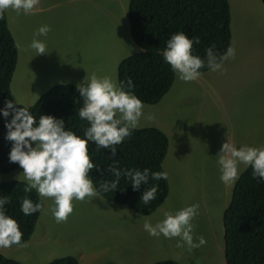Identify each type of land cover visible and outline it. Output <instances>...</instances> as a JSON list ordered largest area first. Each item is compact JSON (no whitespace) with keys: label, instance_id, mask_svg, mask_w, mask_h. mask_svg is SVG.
<instances>
[{"label":"rangeland","instance_id":"obj_1","mask_svg":"<svg viewBox=\"0 0 264 264\" xmlns=\"http://www.w3.org/2000/svg\"><path fill=\"white\" fill-rule=\"evenodd\" d=\"M42 1L41 14L8 13L9 19L17 14L22 25L14 36L19 46L11 82L14 100L32 106L53 85L76 86L92 73L117 81L118 63L128 53L123 35L129 0ZM228 4L230 45L236 55L223 62L224 71L207 69L187 82L176 77L157 104H144L145 115L153 118L142 116L137 129L157 127L168 138L163 168L170 191L164 203L142 216L101 196L74 199L72 213L57 222L50 211L51 198L39 196L43 207L34 233L23 246L5 249V257L22 264H48L64 256L75 257L80 264L168 259L179 264H226L223 212L233 185L220 180L216 155L226 140L237 146H264V8L261 0ZM41 25L50 31L38 37L45 41L46 53L36 54L29 45ZM5 176L26 181L21 167ZM192 203L199 204L194 239L202 235L205 245L190 250L181 242L177 247L178 237L150 236L143 229L145 220L155 223L164 210Z\"/></svg>","mask_w":264,"mask_h":264},{"label":"trees","instance_id":"obj_2","mask_svg":"<svg viewBox=\"0 0 264 264\" xmlns=\"http://www.w3.org/2000/svg\"><path fill=\"white\" fill-rule=\"evenodd\" d=\"M264 8V0H261ZM42 0H36L32 11L24 16L41 14ZM57 3H52L56 5ZM18 13L7 9L0 14V107L6 100H13L11 82L19 60V46L15 34L21 31V21L16 14L9 19L8 13ZM127 18L133 31L127 35L124 48L127 57L117 67V82L127 81L131 77L133 92L146 105L157 104L170 90L174 83V74L169 65L160 59V50H164L165 41L176 31H183L188 37H198L199 43L193 44V53L205 58V49L215 45L217 54H221L231 42V15L228 0H131ZM14 26V27H13ZM139 30V31H138ZM134 47L140 48L139 52ZM28 49V48H27ZM131 49V50H130ZM143 49V51H141ZM29 50V49H28ZM205 66L200 71H206ZM41 94V95H40ZM32 106H28L34 117L42 114L61 118L65 128L78 135H83L88 126L77 110L82 106V98L75 85H53L40 93ZM16 102V101H15ZM17 103V102H16ZM14 107H26L19 103ZM9 116H0V195H7L9 203L5 205L7 213L14 217L22 231V242H26L34 233L39 212L43 204L35 189L24 192L27 182L12 180L5 175L20 168L16 162H10L8 153L11 141L5 139V120ZM117 152L112 156L107 149L97 148L89 142L90 158L99 165L89 175L94 186L113 177L104 170L113 160L121 168H148L151 171H164L163 161L167 151L164 134L153 127L134 129L129 137L117 145ZM251 167H243L239 178L233 185L231 199L223 212L224 258L226 264H264V181L258 182L251 174ZM103 174V175H102ZM158 185L156 198L148 204L140 200L146 187ZM168 180L149 179L133 189L130 180L121 176L117 189L102 193L108 202L125 205L138 215L149 216L166 200L169 194ZM27 196L41 208L31 215H24L20 209L21 200ZM16 246V245H13ZM0 264H22L0 255ZM48 264H80L77 258L64 256L55 258ZM149 264H179L168 259Z\"/></svg>","mask_w":264,"mask_h":264},{"label":"clouds","instance_id":"obj_3","mask_svg":"<svg viewBox=\"0 0 264 264\" xmlns=\"http://www.w3.org/2000/svg\"><path fill=\"white\" fill-rule=\"evenodd\" d=\"M35 3L36 0H0V14L7 9L28 14ZM127 12L124 18L125 41L127 35L133 31V27L128 23ZM49 31L48 25H41L34 33L29 47L34 49L36 54L46 53V43L38 37L46 36ZM194 43H199L198 37H188L183 31H176L165 41L164 50L159 51L161 61L164 60L169 65L174 79L177 77L185 82L196 80L203 73L200 70L205 66L211 71L222 72L224 71L223 62L236 55V49L231 45L223 53L217 54L213 44L205 49V58H201L193 53ZM139 50L140 48L134 47V51L139 52ZM76 88L83 101L77 114L82 120L88 122L82 136L65 128V122L61 118L42 114L37 119L29 108L14 107V104H17L15 100H6L4 106L0 107V116L3 117H8L11 110V118L4 123L5 139L12 142L8 158L10 162H16L22 168L27 181L24 192L35 189L39 196L51 198L50 211L57 222L66 220L72 213L74 199L85 200L86 197L91 199L100 197L102 193L113 192L117 189L121 176L130 180L135 190L142 182L148 185L150 178L152 180L167 179L168 175L166 171L150 172L148 168L140 170L117 167L118 161L113 160L104 170L113 178L105 179L94 186L89 171L93 168L99 170V165L90 158L89 142H94L97 148L107 149L112 156H115L116 146L129 137L134 129H137L140 118L144 116L151 120L153 117L151 114L145 115L143 101L132 90L134 85L131 77L126 82H117L109 76H97L92 73L87 81L84 79L82 83L76 85ZM153 128L164 134L168 150L166 134L157 127ZM216 156L219 178L223 183L235 184L240 175L241 164L245 168L251 167V174L254 178H258V182L264 181V146L247 144L237 146L226 140ZM157 190V184L146 187L140 200L148 204L156 198ZM9 202L7 195H0V255L4 257L5 249L24 244L21 240L23 233L17 220L5 209V205ZM40 208L39 202L34 203L27 196L20 202V209L26 216L39 211ZM40 213L41 210L39 216ZM198 214V203L177 209H166L163 211L161 220L155 223L145 220L142 227L150 236L178 237L177 247L182 246L183 243L191 250L206 244L202 235L194 239L193 220Z\"/></svg>","mask_w":264,"mask_h":264}]
</instances>
